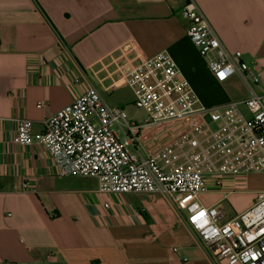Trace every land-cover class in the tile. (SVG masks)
Segmentation results:
<instances>
[{"label":"crops","instance_id":"0c3cea01","mask_svg":"<svg viewBox=\"0 0 264 264\" xmlns=\"http://www.w3.org/2000/svg\"><path fill=\"white\" fill-rule=\"evenodd\" d=\"M195 2L225 47L241 51L256 71L264 101V0ZM181 4L0 0V264H227L160 194L100 192L94 177L56 175L42 145L12 142L17 119H30L40 131L47 116L89 85L110 105L126 107L133 93L123 73L163 50L201 104L247 97L237 74L214 78L186 34ZM38 101L44 106L36 107ZM192 124L193 118L145 124L131 151L158 158L161 147ZM260 190L264 173H252L198 199L227 221Z\"/></svg>","mask_w":264,"mask_h":264},{"label":"built area","instance_id":"2783aa9c","mask_svg":"<svg viewBox=\"0 0 264 264\" xmlns=\"http://www.w3.org/2000/svg\"><path fill=\"white\" fill-rule=\"evenodd\" d=\"M181 3L186 34L207 59L214 78L221 82L237 74L247 97L210 107L201 104L173 57L163 50L123 73L133 105L144 112L143 120L110 105L89 85L47 116L40 131L33 130L30 119H17L12 142L42 145L56 175L94 177L100 192L160 194L176 212L184 211L187 227L200 243L214 250L217 259L227 264H264V190L227 221H221L219 208L198 199L200 194L219 190L227 179L264 173V101L256 91L259 76L242 59L241 51L225 47L195 0ZM44 104L38 101L36 107ZM189 118H193L192 126L164 144L158 158L131 151L143 125ZM102 205L109 207L108 202Z\"/></svg>","mask_w":264,"mask_h":264},{"label":"rangeland","instance_id":"374dc122","mask_svg":"<svg viewBox=\"0 0 264 264\" xmlns=\"http://www.w3.org/2000/svg\"><path fill=\"white\" fill-rule=\"evenodd\" d=\"M124 108H125V111L127 112L128 116H130L129 114L134 112L133 116L136 120H143V118L145 117L144 112L142 110L136 109L135 106L133 105V102L130 103L129 105H126V107H124Z\"/></svg>","mask_w":264,"mask_h":264},{"label":"snow or ice","instance_id":"6c2138e0","mask_svg":"<svg viewBox=\"0 0 264 264\" xmlns=\"http://www.w3.org/2000/svg\"><path fill=\"white\" fill-rule=\"evenodd\" d=\"M204 215V213H200V216H203Z\"/></svg>","mask_w":264,"mask_h":264}]
</instances>
